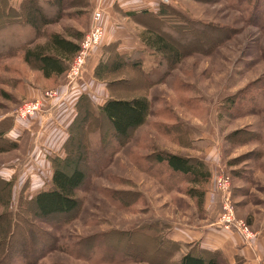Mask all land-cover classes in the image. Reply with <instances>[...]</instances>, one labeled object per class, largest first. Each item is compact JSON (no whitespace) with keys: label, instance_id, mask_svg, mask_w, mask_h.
Returning <instances> with one entry per match:
<instances>
[{"label":"rangeland","instance_id":"374dc122","mask_svg":"<svg viewBox=\"0 0 264 264\" xmlns=\"http://www.w3.org/2000/svg\"><path fill=\"white\" fill-rule=\"evenodd\" d=\"M23 1L14 9L19 10ZM97 1L65 0L61 16L52 15L55 22L45 27L34 44L27 47L46 43L52 33L72 39L70 36L75 32L82 34V39L91 29L95 13L92 4ZM111 1V5H102L99 9L104 13V22L108 23L104 44L94 51L81 79L69 89L64 88L67 72L59 78L45 79L24 60L23 51L0 58V122L12 120V127L5 137L16 143L11 150L0 153V180L11 182L13 190L10 207L0 205V217L9 211L19 214L22 199L28 200L47 189L50 169L42 159L49 157L50 150L38 135L28 132L27 124L34 119H56V115L51 114L56 108L52 106L53 99L46 96L48 91H57L61 95L56 99L58 105L66 96L58 88L63 87L69 92L81 84V96L90 97L96 109L103 100L112 97L143 96L150 102L147 122L124 145L110 139L109 150H102L88 142L92 147L90 158L81 165L88 178L76 193L81 200L80 211L47 222L29 216L49 235L40 237L36 231L28 229L30 235L17 237L11 247L10 254H13L6 261L2 253L7 244H0V264H25L26 260L24 263L19 257L24 253L29 264H101L79 259L67 253L65 247L112 230L135 229L140 233L132 237L134 249L129 250V255L133 260L128 264H149L143 260V255L158 261L159 257L153 256L149 236L163 233L168 237L173 224H189L193 218L210 217L215 211L207 196L204 209L197 207L196 200L187 195L192 187L188 180L172 175V180H179V187H172L168 179L170 172L164 166L145 162L146 166L145 158L153 156L151 162H155L159 152L199 159L211 168L218 166L217 172L231 175L233 204L238 218L256 233L252 225L255 218L264 220V0H235L232 3L231 0H167L169 3L166 4L162 0ZM15 2L8 0L7 4L13 8ZM160 4L171 7L191 21L221 27L219 32L190 33V38L182 34L184 46L171 38L173 44L183 48L184 56L170 72L159 67L160 55L140 45L141 36L148 29L145 24L155 29L156 24L144 18L142 24L126 16L127 12H156ZM254 4L258 5L257 11L253 9ZM12 14L16 16L14 12ZM13 30L0 35L1 50L11 46L6 41L19 44L14 39L19 36L16 29ZM122 39L124 48L121 47ZM114 44H118L120 54L125 48L130 51V47L140 45L134 51L142 56L143 71L160 81L149 82L145 78L138 79L132 72L112 69L116 51L109 47ZM99 64H106V67L100 69L97 76ZM33 93L38 95L32 97ZM36 102L41 104L39 113L25 118L16 116L25 105ZM94 125L101 128L103 135L112 133L104 119L97 120ZM35 151H39V170L34 162L37 159L34 158ZM210 166H207L208 170ZM29 169L37 170L42 184L31 183ZM3 192L0 185V193ZM28 210L34 211L31 205ZM151 222L154 224L150 226L154 227L152 232L144 227ZM160 223L163 228H159ZM0 225L4 222L0 221ZM125 245L126 240L121 236H104L91 242L87 249L81 247L78 251L94 252L95 257L106 254L108 258H124L119 253H124ZM15 254L16 259L12 261Z\"/></svg>","mask_w":264,"mask_h":264},{"label":"trees","instance_id":"16d2710c","mask_svg":"<svg viewBox=\"0 0 264 264\" xmlns=\"http://www.w3.org/2000/svg\"><path fill=\"white\" fill-rule=\"evenodd\" d=\"M234 1L231 0V3ZM7 2L8 0H3L0 5V35L8 34V32L16 29L15 33L19 37H14V39L19 44L6 41L11 46L8 49L4 47L2 50L0 49V58L5 57L7 54L12 55L17 51L18 53L19 51H23L24 60L28 64H31L34 69L40 71L45 79L50 80L63 76L68 71L71 61L79 51L80 40L83 39H81L82 34L74 32L70 36L72 39H68L61 34L52 33L44 44H37L31 47H27V45L34 44V41L44 32L43 29L55 22L52 15L57 14V17L61 16L65 0H24L19 10L10 7ZM257 8L258 5L254 4V11H257ZM13 12L16 16H13ZM126 16L142 24L143 18L149 19L153 24H156V29L151 28L149 24H145V27L148 29L141 36V41L144 47L153 51L156 55H160L159 67L163 70L166 69V72H170L171 69L178 65L184 56L183 48L173 44L171 38L177 40L179 45L184 46L185 43L182 40L185 34L187 38H190L189 34L196 31L204 32L208 30L219 32L221 28L220 26L200 21H191L183 16V14L177 13L174 9L164 4H160L156 12L150 10L127 12ZM7 37L5 36V39H8ZM117 47L118 44L109 47V49L114 48L116 51V62L113 63L112 69L116 72L123 70L132 72L137 75L138 79L145 78L149 82L160 81L155 80L156 78L154 79L153 74H146L143 71V59L138 52L134 51L129 55L120 54L117 51ZM105 67L106 64H99L95 75L97 74L98 76L99 70L105 69ZM141 82L143 84V80ZM91 100L90 97L83 95L76 104L77 115L69 127V137L64 144L65 157L51 159L53 165L51 187L38 192L28 200L22 199L19 214L15 215L9 211L0 217V221L4 222L3 226L0 225V244H7L6 250L2 251L5 261L8 256H12L13 254V252L10 254L11 247L17 237L30 235L28 229L33 232L36 231V234L40 237H45L48 234L47 231L33 222L29 216H32L33 219L47 222L50 219L67 217L80 211L81 200L76 196V193L85 185L88 178L86 172L81 167L90 158L89 153L92 147L88 142L96 144L94 147L100 146L102 150H109L110 141L112 140L115 143L117 142V144L124 145L126 142H129L133 133L147 122L150 114V102L143 96L130 99L112 97L102 106L97 107V109ZM99 119H104L109 124L112 133L103 135L101 128L99 126L95 127L94 123ZM11 127L12 120L5 119L0 122V143L2 144L0 146V153L7 152L16 145V143L5 137ZM104 152L106 153V151ZM96 153L94 155L97 156ZM111 155H114V153L112 152ZM155 156V162H151L152 156L146 157L144 163H155L164 166L170 172L168 175V179L170 180L169 186L179 187L177 186L179 180H172V175L173 177H182L188 180L192 187L188 189L187 195L195 199L197 207L203 210L205 198L212 182V173L207 169L206 164L199 159L168 152H159ZM0 181V185L4 189V192L0 193V205L9 208L13 199L12 183L4 179ZM30 205L34 209L33 212L28 210V206L30 207ZM152 224V222L148 225L145 224L144 227H147L145 229L152 232L154 228H150ZM161 225V223L158 225L159 228H163V225ZM138 233H140L138 229L133 231L112 230L97 236L81 239L78 243L65 247V250L67 253H71V255L84 261H95L101 264H128L133 260V257L129 255V250L134 249L132 248L134 246L132 237ZM115 235L121 236L126 240V245L123 248L124 253H119L124 258L118 255L117 258H113L111 254V258L106 257V254L95 257L94 252H87L85 250L86 253H81L78 251L81 247L87 249L91 242H95L104 236ZM149 237L153 244V256L159 257L158 261H153L146 259L145 255H143V260L149 264H220L219 253H207L203 251L198 253L196 249H191L179 260H176L177 255L183 250V246L180 243L170 240L163 233ZM22 249L21 247V252H23ZM126 251L128 252L126 253ZM19 257L22 262L24 261L25 263L26 260L25 264H29L27 254L24 253ZM15 259L16 254L13 256L12 261Z\"/></svg>","mask_w":264,"mask_h":264},{"label":"crops","instance_id":"0c3cea01","mask_svg":"<svg viewBox=\"0 0 264 264\" xmlns=\"http://www.w3.org/2000/svg\"><path fill=\"white\" fill-rule=\"evenodd\" d=\"M20 2L21 0H16L15 4H13V8H18ZM112 3L113 2L111 0H107V2L106 0H99L97 2H94V4H92V7L95 12L96 10L102 8V5H106V7H108ZM102 24L104 27V38L106 39L108 23L104 22V13ZM121 41V47L124 48L123 39ZM140 45L143 46L141 41ZM140 45L130 47V51H127V49L125 48V51H123L122 54H129L131 51H134V49H139L141 47ZM97 49H95V51ZM82 87L83 86L81 84H78L69 92L66 89H63V87L58 88L61 89V92H64L66 96L63 97L60 104L54 107L56 108L55 112L51 113L52 115H56V119H34L30 121L29 124H27L28 132L32 133L33 135H38V138L45 142L46 148L51 151H49V157L44 156V159H42L43 163H45L50 169V177L47 179L48 185H46L47 189L52 185L51 181L53 176V165L51 159L56 157H65L64 144L69 137V127L77 115L76 104L83 94ZM103 89L104 91H106L105 88ZM36 91L38 92V90ZM36 93H33V95L31 96H37L38 94ZM106 101V99L103 100L101 106ZM38 152L39 151H35L34 158L38 157ZM38 160L39 158L35 159L34 162L37 163ZM40 163L42 162H39V164ZM36 165L37 170H39L40 167L38 166V163ZM206 166L210 165L206 163ZM213 168H211L209 171L212 173V177L214 178L218 166H213ZM37 170L29 169L30 173L32 174L31 183L36 182L37 184H42V177L38 175ZM40 181L41 183H39ZM207 199L208 201H210L209 191L207 194ZM218 216L219 208L215 207V211L212 212V215L210 217L193 218V221H191L189 224H173L171 232L170 234H168V238L174 242L180 243L183 246V250L179 255H177L175 259L179 260L191 249H196L198 253L201 251L207 253H219L220 264H264V220L261 221L258 219V217L255 218L252 225L255 231H257L258 233L257 239H255L253 242H246L241 235L233 232H228L219 227L217 225Z\"/></svg>","mask_w":264,"mask_h":264},{"label":"built area","instance_id":"2783aa9c","mask_svg":"<svg viewBox=\"0 0 264 264\" xmlns=\"http://www.w3.org/2000/svg\"><path fill=\"white\" fill-rule=\"evenodd\" d=\"M166 4L167 0H162ZM169 3V2H168ZM103 12L96 10L92 20V26L80 42V48L73 58L66 73V82L64 88L69 89L81 79L87 62L92 57L95 49L101 46L104 39V27L102 24ZM46 96L52 100V106L57 105V100L61 95L57 91H48ZM42 110L39 102L25 105L16 116L23 118L34 116ZM15 116V117H16ZM17 118V117H16ZM211 187L209 190L210 200L214 207L219 208L217 225L222 229L241 235L246 242H253L257 239V233L242 219L238 218L236 209L233 204V181L231 175L222 171L216 172L212 177Z\"/></svg>","mask_w":264,"mask_h":264}]
</instances>
